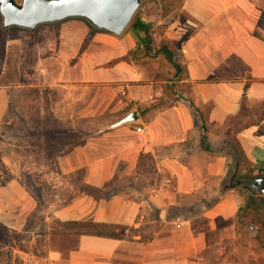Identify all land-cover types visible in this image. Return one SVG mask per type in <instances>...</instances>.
<instances>
[{
    "label": "crops",
    "instance_id": "obj_1",
    "mask_svg": "<svg viewBox=\"0 0 264 264\" xmlns=\"http://www.w3.org/2000/svg\"><path fill=\"white\" fill-rule=\"evenodd\" d=\"M181 10L191 25L176 48L170 45L183 73L173 80L159 69L161 58L167 60L163 53L150 57L142 50L146 37L138 29L115 35L69 17L51 22L58 23L57 33L46 36L49 23H42L27 34L29 59L21 37L6 39L0 63V167L11 173L0 183V223L16 231L26 228L37 198L17 172L41 169L52 172L46 176L52 187H74L72 198L53 209L59 219L123 226L120 237L79 231L50 249L55 261L205 264V252L239 235L242 195L231 183L240 179L233 177L238 159L227 152L226 139L232 132L254 168L242 169L243 176L263 168L264 110L257 116L253 107L264 103V0H183ZM14 28L26 30H9ZM181 29L188 28L171 26L167 32ZM36 33L44 40L31 38ZM137 45L140 52L130 53ZM21 91L23 105L17 103ZM133 109L139 119L111 125ZM105 114L112 117L110 125L84 142L63 141L50 162V124L98 121ZM251 115L257 117L250 120ZM19 124L31 130L25 134L37 140L32 146L42 161L21 158ZM78 172L77 185L89 190L81 192L71 181ZM167 176L172 183L164 181ZM136 181H142V190Z\"/></svg>",
    "mask_w": 264,
    "mask_h": 264
},
{
    "label": "rangeland",
    "instance_id": "obj_2",
    "mask_svg": "<svg viewBox=\"0 0 264 264\" xmlns=\"http://www.w3.org/2000/svg\"><path fill=\"white\" fill-rule=\"evenodd\" d=\"M20 1V0H17ZM183 2V0H181ZM178 1L175 4V10H177L176 17L172 21L173 11L169 13H163L161 10L159 0H141L139 7L137 8L135 15L149 24L148 35L146 37V43L149 44L151 50L148 51L150 57H154L155 50L162 40L171 42L172 48H176L179 42L187 36L191 23L187 21V15L181 10V6L178 7ZM58 23H49L44 26H48V31L45 32L46 36H54L57 33ZM171 26L176 28L182 26L181 32L172 35ZM131 29L125 28L124 31ZM20 29H2V18L0 15V63L3 58L4 43L6 39L11 35L21 37L25 44L23 45V52L29 59V37L30 30ZM34 40L42 41L43 35H31ZM44 40V39H43ZM146 50V49H142ZM140 51H136L134 55ZM164 57V55L161 54ZM29 61V60H28ZM159 69H161L162 77L166 80H173L175 78V69H170L171 64L161 58ZM182 76V71L178 72ZM167 84H173L172 81ZM20 92L17 94V103L22 104L26 94ZM29 101V96L27 97ZM21 101V102H19ZM21 110V111H20ZM251 112L250 109H248ZM264 110V103L253 107V111L258 114ZM22 107L19 109L18 114L22 115ZM257 116L251 115L250 120ZM98 121H82L79 124H50L51 138L48 152L50 153V162L53 159V153L57 152L62 142L66 144L74 142H84L85 139L93 134L96 130L110 125L112 117L108 114L99 116ZM236 120V119H235ZM243 120H248L247 117ZM29 127L24 128L23 124H19L16 128L18 145L17 151L22 159H27L29 162L42 161L40 154H35V149L32 146L37 140L31 139L27 133ZM31 131V130H30ZM24 134L28 137H24ZM231 134H233L231 132ZM38 153V152H37ZM26 156V158H25ZM47 160V158H45ZM147 172L152 173L150 165ZM11 172L3 170L0 167V183L4 182ZM52 173L43 171L41 169L21 170L17 172L20 179L27 185L29 190L37 198V208L33 214L29 217L25 229L16 231L8 226L0 223V264H65V261L59 259L55 261L50 255L51 248H55L59 243L72 241L74 234L79 231H91L90 227L79 226L59 219L53 209L57 206L63 205L67 200L72 198L74 187H70L66 184L64 187H52L48 183L46 176ZM260 172L255 170L248 174L247 177L259 176ZM79 172L76 173V177L71 178V181L75 180L76 187L78 186ZM237 178L231 181L232 184L237 182ZM234 182V183H233ZM142 181H136V186L142 190ZM79 187V186H78ZM79 191L84 192L89 190L84 185H81ZM57 194V196H56ZM247 193L244 192L241 196L240 206L243 209L240 212L238 221L239 235L233 239L226 241L222 244L220 249H212L205 252V264H264V208H261L259 213H254L252 209L245 208V199ZM52 203V206L49 204ZM3 227L5 230H3Z\"/></svg>",
    "mask_w": 264,
    "mask_h": 264
},
{
    "label": "water",
    "instance_id": "obj_3",
    "mask_svg": "<svg viewBox=\"0 0 264 264\" xmlns=\"http://www.w3.org/2000/svg\"><path fill=\"white\" fill-rule=\"evenodd\" d=\"M141 0H0L2 29L21 27L35 30L39 24L57 22L69 17H81L93 27L120 35L134 16ZM139 119L137 109L111 125ZM264 171V168H260ZM251 186L261 188L263 176L252 178Z\"/></svg>",
    "mask_w": 264,
    "mask_h": 264
},
{
    "label": "trees",
    "instance_id": "obj_4",
    "mask_svg": "<svg viewBox=\"0 0 264 264\" xmlns=\"http://www.w3.org/2000/svg\"><path fill=\"white\" fill-rule=\"evenodd\" d=\"M176 1H178V7L182 5L181 0H159V4L161 7V10L163 13H169L173 11V17L170 19L172 21L174 17H176L177 10L174 8L176 7ZM128 27L133 28V29H138L142 31L145 35H148V30H149V24L142 20L140 17L134 16L130 20ZM86 43V41H85ZM84 43V44H85ZM140 46H136L133 50H131L130 53H135ZM144 49H146V52L148 53L149 50H151L149 44H144ZM156 53H163L165 58L175 67V77L177 79L180 77L178 72L180 71V63L174 56L173 50L170 47V43L167 40H162L160 44L157 46ZM128 55H125L124 58H127ZM190 105L193 106V103L190 102ZM196 109V108H195ZM201 137H202V143H205V138H206V126L205 124L201 125ZM226 144L230 145V149H228V153L233 154V159H238V168L234 171L233 177H240L239 180L233 185L238 187L240 189L241 195L246 192L247 196L245 199V208L252 209L254 213H259L261 208H264V194L262 193L261 188H254L251 186L252 183V178L253 177H246L241 174V170L245 169L247 171H252L254 168L249 162V160L246 158L243 149L239 145L237 139L233 134H231L230 131L227 132V139H226ZM205 146L208 147V144L205 143ZM261 167L264 168V162L261 164ZM260 175L263 176V183H264V171H260ZM220 198L219 195L212 197L210 200L205 201V206L208 207L212 205L215 201H217ZM243 209L242 206H239V209L237 211V219L239 218L240 212ZM69 223L76 224L79 226H84V227H90L92 230L91 232L96 233V234H107L110 236H116L120 237L122 234V229L123 226L119 224H114L110 222H99V221H93V220H75V221H69ZM3 230L5 228L3 227Z\"/></svg>",
    "mask_w": 264,
    "mask_h": 264
},
{
    "label": "built area",
    "instance_id": "obj_5",
    "mask_svg": "<svg viewBox=\"0 0 264 264\" xmlns=\"http://www.w3.org/2000/svg\"><path fill=\"white\" fill-rule=\"evenodd\" d=\"M166 183H172V178L171 177H169V176H167L166 178H165V180H164Z\"/></svg>",
    "mask_w": 264,
    "mask_h": 264
}]
</instances>
